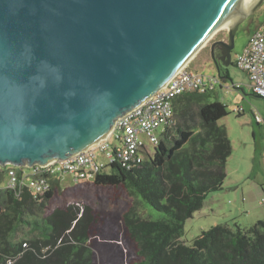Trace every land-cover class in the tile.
<instances>
[{
    "label": "water",
    "instance_id": "obj_1",
    "mask_svg": "<svg viewBox=\"0 0 264 264\" xmlns=\"http://www.w3.org/2000/svg\"><path fill=\"white\" fill-rule=\"evenodd\" d=\"M243 2L0 0V167L45 165L106 140ZM261 2L212 42L219 78L240 23Z\"/></svg>",
    "mask_w": 264,
    "mask_h": 264
},
{
    "label": "trees",
    "instance_id": "obj_2",
    "mask_svg": "<svg viewBox=\"0 0 264 264\" xmlns=\"http://www.w3.org/2000/svg\"><path fill=\"white\" fill-rule=\"evenodd\" d=\"M211 91L176 96L173 118L159 131L153 151L132 170L112 169L118 177L113 186H122L132 199L121 214L126 236L136 246V258L129 264H264V220L245 227L219 223L201 229L188 243L182 239L184 222L207 197L223 190L232 152L227 128L217 123L228 110L219 100H207ZM4 174L0 167V185ZM63 178L50 179V191L40 195L24 188L17 196L0 188V264L106 261L105 253L98 255L89 242V217L73 218V206L48 213V202ZM137 196L164 217L140 215Z\"/></svg>",
    "mask_w": 264,
    "mask_h": 264
},
{
    "label": "rangeland",
    "instance_id": "obj_3",
    "mask_svg": "<svg viewBox=\"0 0 264 264\" xmlns=\"http://www.w3.org/2000/svg\"><path fill=\"white\" fill-rule=\"evenodd\" d=\"M264 6L260 3L253 11L243 20L234 37V46L231 50V60L240 52L242 46L246 43L248 35L254 29L256 23L263 18ZM222 40L227 39L226 29L220 30L216 36ZM208 45L204 46V52H207ZM198 56L197 61L205 53ZM207 61V60H206ZM209 62L206 65L198 66L197 72L204 74L205 77L215 74ZM228 77L224 80L217 79L214 82V90L210 92L207 97L208 101L219 100L226 105L228 114L217 121L219 125L225 124L227 126L228 137L232 140V154H234L228 172L224 179L223 187L226 188L230 179L234 181L245 180V176L250 175L254 182L253 187L240 186L237 188V198L235 195H225L220 199L221 209L211 212L212 205L208 202L203 207L193 214L192 218L184 222V233L182 239H186L187 243L198 235L201 229H207L216 224H242L241 226H249L257 221L255 215L249 214L248 208L241 204L254 202L257 203L256 193L251 190L257 189L259 192L261 188L264 189V157L257 159L253 164L249 159H241V154L244 151L240 138H245L248 142L251 141V130L257 129L261 124L264 127V99L255 96L253 93L247 91L246 73L237 69L232 64L227 67ZM214 76V75H213ZM241 82L243 92L241 89L232 88V83ZM249 81V80H248ZM243 108V114H238L235 109ZM253 113L262 117L263 121L258 123L254 119ZM110 144H113V139H109ZM149 153L153 151L151 146L148 147ZM246 155L251 154L252 147L246 148ZM242 161V162H240ZM241 166V167H240ZM103 172V173H102ZM118 183V177L112 170L101 171L97 176L96 182H83L76 184V181L71 175H66L58 184V191L54 190V195L50 202H48V213L56 208H65L66 206H73L72 217L78 219L80 216L89 217L92 220L90 226L89 242L95 249L97 254L105 253V262L100 264H129L130 261L136 258L135 242L126 236L124 224L121 214L129 207L131 198L123 190L122 186H113ZM223 188V189H224ZM243 188V189H242ZM223 192L220 191L218 193ZM246 196V201H241V197ZM137 204L138 213L143 217L151 220H159L164 215L152 209L147 202L139 196L134 198ZM262 202V200H261ZM241 205V206H240ZM240 206V207H239ZM239 207V208H238ZM85 208L88 211H85ZM238 210L236 211V209ZM244 210L245 213H240ZM230 211V212H228ZM236 211V212H235ZM228 212V213H227ZM226 213V214H223ZM232 213L235 219L225 220V216ZM104 249V250H100ZM122 253V255H120Z\"/></svg>",
    "mask_w": 264,
    "mask_h": 264
},
{
    "label": "built area",
    "instance_id": "obj_4",
    "mask_svg": "<svg viewBox=\"0 0 264 264\" xmlns=\"http://www.w3.org/2000/svg\"><path fill=\"white\" fill-rule=\"evenodd\" d=\"M261 3L264 6V0ZM234 65L246 72L253 93L264 99V15L247 45L236 55ZM213 84V78L189 72L183 66L162 87L119 116L106 140L67 159L45 165L2 167L5 174L0 188L12 190L17 196L24 188L30 189L33 195H40L50 191L51 178L71 175L76 182H92L109 166L132 170L149 154L148 147L157 144L163 126L171 122L173 99L188 91L204 92ZM241 110V107L235 109L236 112ZM254 119L258 123L263 121L258 114ZM109 139H113L112 145Z\"/></svg>",
    "mask_w": 264,
    "mask_h": 264
},
{
    "label": "crops",
    "instance_id": "obj_5",
    "mask_svg": "<svg viewBox=\"0 0 264 264\" xmlns=\"http://www.w3.org/2000/svg\"><path fill=\"white\" fill-rule=\"evenodd\" d=\"M261 20L256 23L254 29L258 26V24L261 22ZM254 29L248 35L247 41L242 46L240 52L247 45V43L249 41V38H250V35L254 31ZM203 48H201L197 53H195V55L187 62L186 66H185L186 67V70L189 71V72H192V73H195V74H198V75H202V76L205 77L204 74H200L199 72H197V69L196 68L198 66H200V65L205 66L206 65V62L208 61L209 62V66L211 65L212 69L215 71V74H213L214 76L213 75H210L209 77L213 78L214 82L215 81L217 82L218 81L217 79H222V80L226 79L228 77V72H227V74H225V77L219 78L217 76V74H216V70H215V67L213 65V62L211 60L209 50H207V52H204ZM203 52L205 53L204 55H206V56L205 57L204 56L200 57V59L197 61L198 56L201 55ZM239 53H237V54H239ZM236 55H235L234 59L231 60V64L233 66H235L234 65V60L236 58ZM237 69H239V68H237ZM221 71L223 72V67L221 68ZM242 72H245V71H242ZM247 76L248 75H246V78H247ZM248 80L249 79L247 78V84H246L247 91L253 93V91L251 89V86H250V82ZM243 86L245 87L244 84H242L241 82L238 81V82L232 83V86L231 87L234 88V89H241V91L243 92V88H242ZM214 87H215V85L213 84V87L211 88V90H214ZM251 113H252V115L254 114L253 111H251ZM238 114H243V108H242V111L239 112ZM222 125L227 128V126L225 124H222ZM250 139H251V141L248 142L247 140H245V138H242V137L240 138V142L242 144V147L244 148V151L241 154V159L246 160V161H247V159H249L250 162H253V164H255L257 162V159H261V158L264 157V127L261 124L258 125V128L257 129H252L251 130V138ZM231 142H232V140H231ZM248 146L249 147H252V151H251V154H249V152H248V155H246V150H247L246 148ZM233 156H234V154H232V152H231V155L227 159V162H226V175H227V172H228V166H230L231 161L233 159ZM100 158H101V156H100ZM240 162H242V161H240ZM113 167L114 166H109L105 170L106 171L112 170ZM244 178H245V180L243 179L241 181H234V179H230L229 182H228V184H227V186H226V188L223 189V192L217 193V194H212L211 196L207 197L206 200H205V202H204V205H205L206 202H208L209 204H211L212 205V208L210 210L211 212H215L216 210L221 209V205L219 203L220 202V199L222 200V198L225 195H235L236 198H237V192H236V190L239 187V185L241 187L242 186H247L248 188L254 186V182L250 178V175L245 176ZM55 180H57V179H55ZM82 183H83V181H77L76 182V184H82ZM55 189L58 191L57 188H55ZM251 191L254 192V193H256L255 196L257 198V203L254 202L255 205H253L252 203L241 204V205L242 206H246L248 208V212L246 213V215H249V214H252L253 213L255 215V217L257 218V220H264V201H263L264 189L261 188V190L259 192L257 191V189H253ZM241 199H242L241 201H243V202L246 201V196H244V193H243V196L241 197ZM261 200H262V202H261ZM238 208L236 209V211L238 210ZM228 212H230V211H228ZM240 213H245V212H244V210H240ZM223 214H226V213H223ZM229 219H235V217H234V215H232V213H230V214H228V215L225 216V220L226 221L229 220ZM240 225H242V224H240Z\"/></svg>",
    "mask_w": 264,
    "mask_h": 264
},
{
    "label": "bare ground",
    "instance_id": "obj_6",
    "mask_svg": "<svg viewBox=\"0 0 264 264\" xmlns=\"http://www.w3.org/2000/svg\"><path fill=\"white\" fill-rule=\"evenodd\" d=\"M256 0H244V2L241 4L240 8L234 13L232 14L231 16H229V18H227V20H225L224 22H218L216 23V25L213 27L215 28V30L217 31L219 29L222 30V29H231L232 27H234V25L236 24L238 18L243 14L245 13L246 11H249L250 9L253 8V4L255 3ZM215 30H213L212 32H214ZM207 37V35L205 36ZM206 42V39H202L198 45L197 48H195L193 50V52L187 56L184 61L182 63H180L176 69L173 71L172 75L178 71L180 68H182L186 63L187 61L191 58V56L198 50V48L202 45H204V43ZM168 79V78H167ZM166 79V80H167ZM164 84L162 83L161 86H163ZM48 162V161H47Z\"/></svg>",
    "mask_w": 264,
    "mask_h": 264
},
{
    "label": "flooded vegetation",
    "instance_id": "obj_7",
    "mask_svg": "<svg viewBox=\"0 0 264 264\" xmlns=\"http://www.w3.org/2000/svg\"><path fill=\"white\" fill-rule=\"evenodd\" d=\"M218 39H220L219 38V35H215L213 38H212V40L210 41V42H208V50H209V52H210V49H211V44H212V42L213 41H215V40H218ZM214 55H215V58L217 59V62H218V64L220 65V67H221V61L219 60V58H220V55H221V53H220V50H219V48H218V46L217 45H214ZM222 68V67H221ZM4 168V167H3Z\"/></svg>",
    "mask_w": 264,
    "mask_h": 264
},
{
    "label": "clouds",
    "instance_id": "obj_8",
    "mask_svg": "<svg viewBox=\"0 0 264 264\" xmlns=\"http://www.w3.org/2000/svg\"><path fill=\"white\" fill-rule=\"evenodd\" d=\"M186 64H187V63H186ZM186 64H185L184 66H186ZM166 82H167V81H166ZM241 111H242V110H241ZM241 111H240V112H241ZM237 113H239V112H237ZM253 115H255V113H254Z\"/></svg>",
    "mask_w": 264,
    "mask_h": 264
}]
</instances>
